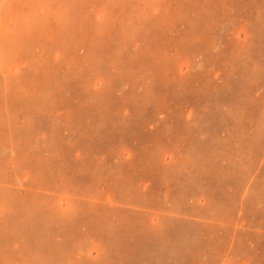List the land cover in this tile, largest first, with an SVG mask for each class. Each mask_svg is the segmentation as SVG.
Segmentation results:
<instances>
[{
    "label": "rangeland",
    "instance_id": "374dc122",
    "mask_svg": "<svg viewBox=\"0 0 264 264\" xmlns=\"http://www.w3.org/2000/svg\"><path fill=\"white\" fill-rule=\"evenodd\" d=\"M0 264H264V0H0Z\"/></svg>",
    "mask_w": 264,
    "mask_h": 264
},
{
    "label": "crops",
    "instance_id": "0c3cea01",
    "mask_svg": "<svg viewBox=\"0 0 264 264\" xmlns=\"http://www.w3.org/2000/svg\"><path fill=\"white\" fill-rule=\"evenodd\" d=\"M245 146V145H244Z\"/></svg>",
    "mask_w": 264,
    "mask_h": 264
}]
</instances>
